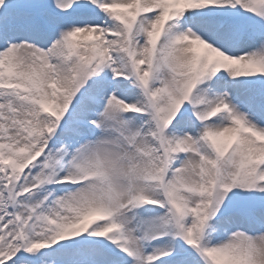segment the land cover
Wrapping results in <instances>:
<instances>
[{
	"label": "snow or ice",
	"instance_id": "snow-or-ice-1",
	"mask_svg": "<svg viewBox=\"0 0 264 264\" xmlns=\"http://www.w3.org/2000/svg\"><path fill=\"white\" fill-rule=\"evenodd\" d=\"M0 264H264V0H0Z\"/></svg>",
	"mask_w": 264,
	"mask_h": 264
}]
</instances>
